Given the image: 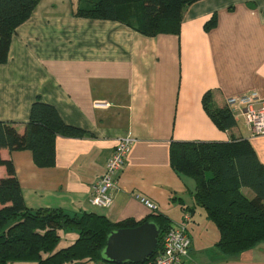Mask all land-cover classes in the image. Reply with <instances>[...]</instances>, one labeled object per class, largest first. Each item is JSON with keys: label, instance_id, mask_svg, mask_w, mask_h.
<instances>
[{"label": "crops", "instance_id": "obj_1", "mask_svg": "<svg viewBox=\"0 0 264 264\" xmlns=\"http://www.w3.org/2000/svg\"><path fill=\"white\" fill-rule=\"evenodd\" d=\"M76 5L40 0L15 28L0 63V120L22 131L39 99L65 123L91 133L57 136L52 166L36 165L29 149H0L13 164L25 205L95 211L111 222L160 212L172 226L188 213L190 247L182 264H264V241L231 256L221 253L219 232L196 202L195 181L177 173L170 158L172 141L247 138L264 165V135H251L236 113V124L220 129L203 105L206 95L217 107L244 96L252 97L253 108L264 101V0H197L184 7L178 33L155 35L116 20L75 16ZM212 16L215 25L206 29ZM125 136L132 143L111 205L96 206L91 185ZM5 174L0 166V178Z\"/></svg>", "mask_w": 264, "mask_h": 264}, {"label": "trees", "instance_id": "obj_2", "mask_svg": "<svg viewBox=\"0 0 264 264\" xmlns=\"http://www.w3.org/2000/svg\"><path fill=\"white\" fill-rule=\"evenodd\" d=\"M39 1L0 0V63L7 58L15 28L31 15ZM195 1L77 0L73 14L116 20L145 35L178 33L184 7ZM215 22L212 16L204 26L209 29ZM203 105L218 128L225 130L236 124L228 105L214 106L207 95ZM86 135L91 133L65 123L53 105L39 99L32 103L22 131L13 122L0 120V149H29L33 161L41 167L54 164L57 136ZM170 158L177 173L195 181L196 202L215 223L219 232L215 246L222 254L231 256L264 241V165L247 138L172 141ZM0 166L6 171L0 178V264H71L84 260L103 264L102 249L112 230L151 220L160 230L156 248L145 263L162 250L163 236L172 227L170 218L160 212L150 213L141 221L126 218L111 222L95 211L30 209L23 201L12 162L0 156ZM60 230L74 234L62 246Z\"/></svg>", "mask_w": 264, "mask_h": 264}, {"label": "built area", "instance_id": "obj_3", "mask_svg": "<svg viewBox=\"0 0 264 264\" xmlns=\"http://www.w3.org/2000/svg\"><path fill=\"white\" fill-rule=\"evenodd\" d=\"M251 96H244L239 100H230L228 106L233 114L243 116L249 127L251 135H264V101L259 107L251 108ZM246 104V108L242 105ZM132 139L129 136L120 138L107 160L104 173L91 185L90 201L99 207H109L112 202V191L117 186V175L123 168L126 155L130 149ZM149 209L155 206L147 199H141ZM189 219V214L184 215V222ZM190 236L186 226L173 225L165 232L162 239V250L150 261L141 264H182L184 257L188 256ZM112 264V263H103Z\"/></svg>", "mask_w": 264, "mask_h": 264}, {"label": "water", "instance_id": "obj_4", "mask_svg": "<svg viewBox=\"0 0 264 264\" xmlns=\"http://www.w3.org/2000/svg\"><path fill=\"white\" fill-rule=\"evenodd\" d=\"M159 227L151 220L135 227L112 230L105 239L102 260L113 264H141L156 248Z\"/></svg>", "mask_w": 264, "mask_h": 264}, {"label": "rangeland", "instance_id": "obj_5", "mask_svg": "<svg viewBox=\"0 0 264 264\" xmlns=\"http://www.w3.org/2000/svg\"><path fill=\"white\" fill-rule=\"evenodd\" d=\"M252 102H251V108H253L252 107V104H253V102H254V100L252 99L251 100ZM247 106H245L244 108H246ZM253 109H255V108H253ZM243 117V116H242ZM244 118V117H243ZM198 212V211H197ZM190 217V216H189ZM196 217L197 218H199L200 217V215L199 214H197L196 215ZM204 220H206V219H204ZM201 221V220H200ZM199 221V224H203L204 222H203V220L200 222ZM207 222H210L209 220H207ZM210 224H213V226H215V223H213V221H211V223ZM177 225H182V226H186V222H184L183 221V219L180 221V223H177ZM66 233V232H65ZM65 233H63V231L62 230H60V234L62 235V238H61V241H60V243H59V246H62V245H64V243H67V242H69L70 240L69 239H67L68 238V236H69V234H71L70 233V231H68L66 234ZM64 235H66V236H64ZM23 264H30V263H23Z\"/></svg>", "mask_w": 264, "mask_h": 264}]
</instances>
